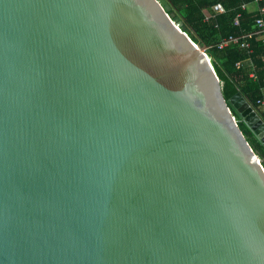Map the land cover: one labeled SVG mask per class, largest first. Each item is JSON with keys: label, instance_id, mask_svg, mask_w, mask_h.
Instances as JSON below:
<instances>
[{"label": "water", "instance_id": "95a60500", "mask_svg": "<svg viewBox=\"0 0 264 264\" xmlns=\"http://www.w3.org/2000/svg\"><path fill=\"white\" fill-rule=\"evenodd\" d=\"M240 119L166 0H0V264H264Z\"/></svg>", "mask_w": 264, "mask_h": 264}, {"label": "trees", "instance_id": "16d2710c", "mask_svg": "<svg viewBox=\"0 0 264 264\" xmlns=\"http://www.w3.org/2000/svg\"><path fill=\"white\" fill-rule=\"evenodd\" d=\"M259 0H166L176 18L183 23V28L191 38L207 48L214 68L224 83L227 100L242 93L264 117V42L254 35L256 22L264 18L260 14L263 5ZM217 4L223 5L227 14L213 17L207 21L212 9ZM249 9L242 13V6ZM255 7L251 10V7ZM242 13L240 27L235 26L237 16ZM238 37L240 43H232L225 49L218 45L230 37ZM247 36V38H243ZM247 42L249 48L242 44ZM241 64V66H239ZM255 74V77L252 74ZM240 127L248 140L264 161V147L251 128L240 119Z\"/></svg>", "mask_w": 264, "mask_h": 264}, {"label": "built area", "instance_id": "2783aa9c", "mask_svg": "<svg viewBox=\"0 0 264 264\" xmlns=\"http://www.w3.org/2000/svg\"><path fill=\"white\" fill-rule=\"evenodd\" d=\"M259 4L263 5L260 9V14L262 16H264V0H259L258 1ZM249 9L248 5H244L242 6L241 10L242 13L247 11ZM240 13L235 21V26L236 27H240L241 25V19L243 14ZM227 14V10L223 5L217 4L216 6L213 7L211 14L207 17V21H210V19H212L213 17H218V16H223ZM256 32L254 33V35L258 38L259 41H263L264 42V18H260L257 20L256 25ZM244 39L247 38V36L243 37ZM241 39L238 37H230L229 39L224 40L223 42H220L218 45L219 49H225L226 47H228L230 44L235 43L238 44L240 43ZM243 47L249 48L250 44L247 42H244L242 44ZM239 66H241V64H239ZM253 77H255V74H252ZM264 103V102H262Z\"/></svg>", "mask_w": 264, "mask_h": 264}, {"label": "crops", "instance_id": "0c3cea01", "mask_svg": "<svg viewBox=\"0 0 264 264\" xmlns=\"http://www.w3.org/2000/svg\"><path fill=\"white\" fill-rule=\"evenodd\" d=\"M255 9V7H251V10H254ZM263 105H264V103H262ZM257 110V109H256ZM258 111V113H259V115L261 116V118L264 120V117H263V115L259 112V110H257Z\"/></svg>", "mask_w": 264, "mask_h": 264}]
</instances>
